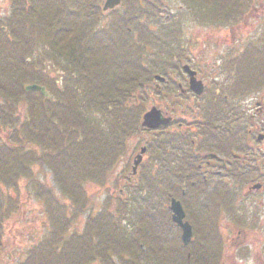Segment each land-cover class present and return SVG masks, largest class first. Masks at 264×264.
<instances>
[{"label": "trees", "instance_id": "16d2710c", "mask_svg": "<svg viewBox=\"0 0 264 264\" xmlns=\"http://www.w3.org/2000/svg\"><path fill=\"white\" fill-rule=\"evenodd\" d=\"M126 3L133 18L131 30L139 20L136 15L153 18L162 10L157 0H126ZM48 7L44 2L41 13L23 14L20 25L9 28L10 39L0 33L3 36L0 125L10 128L7 138L0 140V264L3 263L5 225L20 207L18 196L8 195L3 188L16 190L15 186L22 179L27 180L37 194L36 199L42 202L47 226L45 233L14 264H142L140 254L146 250L158 255L161 264H173L174 253H179L181 247L168 244L165 235L174 226L168 220L160 229L159 216L154 214L156 207L172 192L160 194L162 173L157 167L160 139L157 135L146 140L152 157L143 165L145 170L141 168L139 172L138 188H133L138 194L134 195V200L138 199V205L146 210L145 216L137 218L136 215L131 220L139 226L134 227L130 222L125 227L122 215L125 206L118 202L115 211L105 204L97 213L87 215L81 232L70 230L92 204L91 197L80 185V177L104 185L109 169L125 152L128 139L141 130L143 90L139 88L142 83L137 74L143 67L129 55L135 50H146L147 46H140L142 41L135 45L130 32L128 42L133 53L130 46L120 51L118 47L109 57V46L105 47L108 48L105 52L93 42L89 44L90 33L86 32L84 41L80 42V15L70 16L67 28L63 25L61 29H52L53 15ZM171 20L172 17L167 21ZM100 32L109 35V31ZM116 35L120 36V32ZM108 39L113 40V37L108 36ZM164 53L163 62L173 59L169 49L167 55ZM26 58L30 61L26 62ZM155 60L158 61L152 58L151 62ZM29 83L45 85L51 97L26 93L23 88ZM31 165H38L43 172L48 168L53 186L44 184ZM180 173H171L169 179L178 177L180 186L184 180L186 186H190L187 175ZM185 192V196H189V190ZM212 215H215L214 210ZM191 224L194 232H204L206 237L202 236V240H218L217 228L210 222ZM137 229L140 233L144 230L140 244L137 243L139 236L130 233L128 238L129 231L134 234ZM216 249L219 247L213 249L212 254Z\"/></svg>", "mask_w": 264, "mask_h": 264}, {"label": "flooded vegetation", "instance_id": "af4514ba", "mask_svg": "<svg viewBox=\"0 0 264 264\" xmlns=\"http://www.w3.org/2000/svg\"><path fill=\"white\" fill-rule=\"evenodd\" d=\"M0 2L13 5L11 14L9 7L0 8L1 16L10 14L11 20L20 14V0ZM201 2L187 14L189 8L175 14L178 68L166 82L172 92L158 91L166 99L158 105L160 113L171 120L157 130V167L163 176L189 175L190 186L173 179L176 194L189 190V201L204 199L208 207H219L222 221L231 224L221 233V264H264L263 240L243 230L264 222V31L259 34L258 25H251L254 35L246 42L240 32L245 22L257 21L264 7L213 14L208 5L199 7ZM186 19L194 24L183 45L179 38ZM196 22L204 24V31L196 29ZM192 77L202 83L201 91L191 86Z\"/></svg>", "mask_w": 264, "mask_h": 264}, {"label": "rangeland", "instance_id": "374dc122", "mask_svg": "<svg viewBox=\"0 0 264 264\" xmlns=\"http://www.w3.org/2000/svg\"><path fill=\"white\" fill-rule=\"evenodd\" d=\"M243 1V3L245 4V7H251L252 5L256 6L257 8H263L264 7V0H241ZM166 6H167V10H169L170 14L172 15L173 13H176V9L177 7H179L182 11H184L186 8V2L184 0H165ZM6 7V4L3 2H0V8H4ZM189 11V10H187ZM188 12H186L187 14ZM261 15H259V17L257 18V21H249V22H245L244 26L241 27L240 32H241V36L242 39L246 41L251 40V38H253V33H249L251 31V25H255L257 24V29L259 30V34H262V32L264 31V12L261 11L260 13ZM159 17V14L157 15ZM165 14H161L160 18L162 19L163 23L165 22ZM156 16H154L153 18H150L149 16H144L141 17L139 19V23H141L139 25V28H141L139 30V32L137 33V37H146L147 34H150L153 37V41L154 42H158L162 52L163 50L165 51L164 55H167L166 51L168 49H171L172 52H170V54L175 55L178 52V49L175 48L173 51V46H174V42L175 40V25L173 26V22L172 20L170 22H167L165 24H163V30L160 29V26L157 24L156 22ZM187 23H182L183 25L181 26L182 31H181V36H180V43L185 45L188 41V32L190 31V29L192 28L191 24L193 25L194 23L191 21V19H186ZM196 24H198L196 27V29H203L204 31V24L202 23H198L196 22ZM142 28H147L145 29V31H142ZM166 33H165V31ZM143 33H147L144 34ZM155 34H158V36H156ZM161 37V38H160ZM143 42V41H142ZM140 46H144L146 45L148 47V49H142L140 52L138 50V52L135 50L134 54H132L131 56H129V58H135L137 57V60L140 61L139 65L141 67H148L149 66V60L145 58V56L148 54L149 56L152 55V48H155V45L152 41H148V42H144L142 43ZM166 42V45H165ZM168 48V49H167ZM136 49V48H133ZM139 49V48H137ZM156 49V48H155ZM121 50H125V48H121ZM149 50V51H147ZM161 56V55H160ZM147 57V56H146ZM140 58V59H139ZM151 61V59H150ZM169 62V61H168ZM163 65H166V62H162ZM121 68H124V65L120 63ZM15 66H13L14 69ZM171 66L167 67L165 66V68H170ZM131 69V66L129 67ZM142 79V83L144 82V79ZM140 88V86H139ZM140 102V101H139ZM143 104H148V100H143L142 102ZM154 103H161L159 101V99H155L154 102H149V104H154ZM9 127H4L0 125V140H4L7 138L8 136V131H9ZM143 137L144 133H138L136 135H133L130 140H128L127 142V146H126V150L124 152V154H122L119 157V161L121 160V157H124V161L123 164L119 166V162L116 165H113L110 169H109V174L106 175V179L104 181V185L103 182H97L94 180H89L86 179L84 180V178L80 177L82 180V184L81 187H83L88 195L91 197L92 200V204L91 207L89 208L88 211H86L84 214L80 215L78 217L77 220L74 221V223L72 224V227H70V230H74L77 232H81L83 230V226L84 223L86 221V214H95L98 211H100V209L102 208V203L104 202V200L106 201L105 204L109 207V209L111 211H115V205H114V200L118 199L119 196V187L117 184V181H123V177L121 174L124 171V169L127 168V161H129L131 159V157L137 152V149L141 146V141H143ZM129 147V149L127 150V148ZM124 167V168H123ZM31 168L38 174L39 178L41 179V181L46 184V185H50L53 186L52 184V176L51 173L49 172L48 168H44V172H43V168L39 167L38 165H31ZM111 174H115L113 175L111 180H108V178L110 177ZM125 175V174H123ZM122 176V178H121ZM118 177H120V179L118 180ZM16 187V190L14 189H10V188H3L4 191L11 196H18L19 198V203H20V207L19 209L16 211V213L7 221L6 223V231L4 234V252L2 255V264H14L15 262H17L18 260H20L23 255L27 252V248L31 247L34 243H36L38 241V239L41 237L42 234L45 233V228L47 226V222H46V215L43 212V205L42 202L39 201L38 199H36L35 196H37L35 190L28 184L26 179H22L20 181H18V184ZM129 189H127L126 187H124V190L121 193H124V195L122 194L120 197L122 199H130V202H128V204H126L125 206V210L122 211V215H124V225H126L125 227H127V223L133 224L134 227H138V223H133V221H131L133 218H136V215H133V210L134 205L136 203H132L131 202V197H129L128 192L130 189V186H128ZM132 193V190H131ZM127 196V197H126ZM190 198L188 199V205H187V213H189L188 218L190 219V215H193L191 213H195V212H201L204 215L201 216L200 218H198V223L202 224V223H208L210 222L211 224H213L214 226H216V235L221 236V233H225L224 230V226L226 224L229 225V227L232 226L230 223H225L224 221H222V219L220 218L221 216V209L220 212L218 213L217 217H213L212 219L209 220L208 217L212 216L211 214H209L211 212V210L213 208L208 207V204L206 205L204 199L203 200H195V201H189ZM204 202V203H203ZM103 204V206L105 205ZM190 204V205H189ZM169 205V200H167L164 204H162V206H157L156 207V211H155V217L159 216V220L167 222L168 221V217H169V212L167 209V206ZM143 210H145V208L143 207ZM89 212V213H88ZM139 213V214H138ZM137 213V218L143 217V214H141V209L138 210ZM256 225L255 228L250 229L249 228V233L254 237L257 238L259 237L261 239V241L263 240L264 243V222L261 223H256L254 224ZM129 228H131L129 226ZM132 229V228H131ZM127 231L130 229H126ZM140 229H137V232L132 234V232L129 231V236L128 238H130V233L131 236H139L137 243L140 244L142 241V232H144L143 229H141V233L139 232ZM167 232H169L166 237L169 239V242L172 243V237L174 234H177V231L174 230L173 228L168 230ZM229 232V230L227 231ZM256 241V240H254ZM259 243V242H258ZM146 246V245H145ZM157 246V241L155 243V247ZM147 247V246H146ZM146 249V248H145ZM220 252H221V243H220ZM141 251L142 248H141ZM140 251V252H141ZM186 255V252L183 251L182 253V258H184V256ZM140 261L142 264H160L159 260H158V255H156L154 252H152L151 250H146V252L144 254H140Z\"/></svg>", "mask_w": 264, "mask_h": 264}, {"label": "water", "instance_id": "95a60500", "mask_svg": "<svg viewBox=\"0 0 264 264\" xmlns=\"http://www.w3.org/2000/svg\"><path fill=\"white\" fill-rule=\"evenodd\" d=\"M119 0H106L104 9L106 8H112L114 5L118 4ZM26 91H38L41 93L42 96L47 97L48 93L45 91L44 87L37 86V85H30L25 88ZM144 121L142 123L143 126L149 127V128H156L160 124H165V120H161L159 117V112L155 110L154 108L151 109L145 116ZM141 152L143 153L144 150L142 149ZM141 157L137 156L135 161V166L138 165ZM170 210L172 211V220L173 222L180 227L182 230V243L184 246H186L191 238V227L187 222H184V212L182 210L181 205L178 202L172 201Z\"/></svg>", "mask_w": 264, "mask_h": 264}]
</instances>
